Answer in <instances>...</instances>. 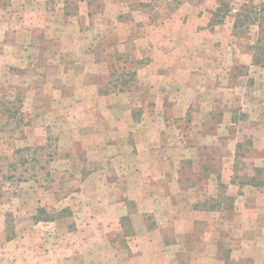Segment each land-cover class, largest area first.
<instances>
[{"label": "rangeland", "instance_id": "1", "mask_svg": "<svg viewBox=\"0 0 264 264\" xmlns=\"http://www.w3.org/2000/svg\"><path fill=\"white\" fill-rule=\"evenodd\" d=\"M33 1L0 0V224L5 238L29 229L18 227V220L55 221L62 233L74 230L76 219L94 218V188L107 181L94 173L111 166L98 157L128 159L126 148L108 150L98 143L122 144L126 136L135 148L132 155L152 152L153 162L139 164L140 169L158 168L155 159L164 155L166 170L177 172L185 191L177 200L170 195L173 203L158 209L172 220L170 226L157 225L154 213L146 212L149 232L158 238L154 244H160L157 255H165L167 264L178 252L181 264H215L217 255L220 264H264L256 257L258 248L264 252V237L256 239L264 228L248 226L244 235L239 221L243 215H264L254 210L264 204L260 191L246 188L247 197L239 199L242 210H235L220 178L234 171V183L255 178L264 185V68L253 65L251 51L258 26L249 23L235 34V17L229 16L192 40L175 32L174 16L193 8L201 17L222 6L235 15L245 7H262L264 0ZM139 61L146 62L145 68H138ZM123 74L129 100L114 96ZM126 108H134L138 123L146 126L134 139L122 129ZM13 112L17 119L8 121ZM112 126L117 129L108 133ZM234 152L238 158L229 161ZM110 176L108 181L123 189L132 185L125 177ZM134 179L135 186H146V199L148 190L161 186L164 201L177 186L159 184L153 173ZM261 191L264 196V186ZM196 202L205 203L202 209L208 212H193L190 204ZM88 205L92 209H84ZM129 206L138 214L133 202ZM239 246L245 250L242 258ZM230 257L233 261H224Z\"/></svg>", "mask_w": 264, "mask_h": 264}, {"label": "crops", "instance_id": "2", "mask_svg": "<svg viewBox=\"0 0 264 264\" xmlns=\"http://www.w3.org/2000/svg\"><path fill=\"white\" fill-rule=\"evenodd\" d=\"M142 1L152 2L155 0ZM32 2L34 1L32 0ZM194 11L195 10L191 8V10H187L186 12L177 11L174 14L175 20L177 22L175 32H180L182 34L187 33L191 35L192 40L193 36L197 38L200 33L204 34L210 32V30L213 31L217 29L227 18H229V16H233V18L236 16V14L234 15V12L231 11L229 15L224 18L223 23L214 25L212 21L217 10H215L210 15L203 14L201 17H199V14L194 13ZM234 22L235 20L232 23L231 32H234ZM200 26H203L204 31L200 32ZM160 27L162 26L160 25ZM164 29H166L165 32L168 31L167 28ZM210 47L212 48V46ZM143 62L144 65H142L140 68H145L146 62ZM145 80L146 79L143 78L142 81ZM130 91L131 90H128L126 93L121 95L114 93V96L118 95V98L116 97L117 99H120V96H124L129 100L132 99L130 98V96H132ZM127 106H129V101L126 103V107ZM163 109L164 107H161L159 109V113ZM127 110V123L122 129H127L128 137H131L129 133H132V137L134 139L137 134L145 133L144 131H146V126L143 125L144 121H141L142 124L138 123V120L134 115V108L132 110ZM212 113V110L208 111L209 115ZM147 127L151 126L148 125ZM160 128L161 130L166 131L165 125L160 126ZM116 129V126H112L108 133H111ZM118 129L120 130V127ZM144 136L147 138L146 134ZM132 144L130 143L129 138L126 136L124 137V142H122V144L111 141L103 143L105 147H102L100 142L98 143L100 148L108 150L115 149V147L118 146L126 148L128 159L124 160L123 156L117 154H107L105 158L103 157L104 155H100L98 157L100 163L105 164L110 162L111 166L108 165L106 168L100 167V170L96 174L94 173L95 178L107 180L106 182H101L99 186L94 188L98 195V201L93 204L94 218L90 217L89 219H76L75 229L72 231L67 230L62 233H59L55 228L57 225L55 221H44L41 219L36 221L31 219L18 220V227L25 225L29 229L26 232L23 230L19 232L18 230L17 233L16 231L14 238L10 240L5 238V228L3 229V226L0 224V264H167L165 255H157L156 251L158 248H160V244H154L157 243L156 240H158V238L157 236L151 235L149 232L146 220V212L151 210L154 213V221H157V225L170 226L172 224V220H165L162 215H160L161 211L158 209H161V205L163 206L166 202L168 203L172 201L171 199H173V195L176 196V200L180 197L183 198L185 191L181 190V188L178 186V175L174 176V174L177 172H172V174H170L166 170L167 162L163 154L162 157L156 156L157 158L155 161H157L158 168L151 167V169H148V166H146L143 169L144 165H142V168L140 169L141 165L139 164L146 163L147 165H150L154 158L152 152L151 154L146 155H132V151H135L134 147L130 149ZM147 144L149 145L150 143ZM121 151L124 150L122 149ZM228 158L230 161L231 158L232 160H235L238 158V156H235L234 152V154ZM174 159L178 160V158ZM180 159L183 158H179V160ZM172 160L173 159H171V161ZM136 171L138 172L136 173ZM152 173L158 178L159 184H177V186H173L174 191L169 189V197L163 195L166 197L164 201L161 199V186H155L151 190H148L150 191L148 194V199L145 198L147 195L146 186L142 187L141 184L135 186L136 183L134 178H147L149 175H152ZM107 175H111L114 178L118 177L119 179L125 177V179L132 183V185H126L127 188L123 189V187H119L117 184L108 181L110 178L107 177ZM235 175L236 173L231 171L227 178L224 175L220 177L222 179L221 183L228 186V196L230 194L234 197L233 209H235V207H239L240 209L242 208L239 199L247 197L248 194L245 192L246 188H252L255 191H260L261 194L260 196L258 194L257 197L262 200L264 199L263 193L261 191L263 190L264 186L263 182L257 187L249 185L247 182L243 181H236V183H234L233 180L234 178L236 179ZM224 180L226 182H224ZM134 187H136L135 191L133 190ZM139 189H141V192ZM229 189L232 191V194L229 193ZM233 191H236V194H233ZM170 195H172V197ZM154 196H158V199H156ZM130 202H133V205H136L138 214L132 213V206H129ZM197 203L198 202H196V204L194 203L195 205L193 203L190 204L193 212L198 214H204L208 212L209 209H202V204L205 203ZM255 207V212H264V204L260 203ZM80 208H83V206H80ZM237 208L235 210H237ZM84 209H92V207L88 205L85 206ZM225 209L226 208L222 206L220 211H225ZM248 210H250V208ZM137 215L139 219H135ZM169 218L172 217L169 216ZM263 218V214L262 216L256 217L255 219L252 217L248 219L247 216L243 215V219L239 221L243 225L242 227L244 229V235L247 233L245 230H247L248 226L258 227V225H261L264 228ZM256 221L258 223L257 225L255 224ZM126 227L130 228L129 232L131 233L127 232L128 228ZM262 227L259 229L261 230ZM263 237L264 235H262V237L257 236L256 239L259 238L260 240ZM119 240H123L125 246L121 245ZM215 243L218 244V240L212 245V249L217 253L219 246L215 245ZM241 245H244L243 241H241ZM260 249L258 248L256 250V257L259 260L264 259V252ZM244 251L245 250L241 249V246H239L240 258L243 257ZM178 254L179 252L170 258V264H181L178 259ZM176 259L177 263L174 261ZM206 259L209 260V256H207ZM233 259L234 257L224 258V261H233ZM213 261L215 264H220L219 256L217 255V258L215 257Z\"/></svg>", "mask_w": 264, "mask_h": 264}, {"label": "trees", "instance_id": "3", "mask_svg": "<svg viewBox=\"0 0 264 264\" xmlns=\"http://www.w3.org/2000/svg\"><path fill=\"white\" fill-rule=\"evenodd\" d=\"M223 8L225 11H223ZM229 9L228 7L218 8L217 11L214 14V19L212 23L219 24L223 23L224 18L229 15ZM257 25L258 26V32H257V38L255 41V44L251 47L252 51V63L254 66L264 68V5L262 7L257 6H250L245 7L244 10L235 16V22H234V33L239 34L246 25ZM138 68H140L143 65V61H139ZM130 76V73L128 74ZM127 74H123L121 76L122 79H118V81L115 84L114 92L115 93H124L130 88L127 86L129 84V80L127 79ZM131 77V76H130ZM123 82V84H121ZM17 112H13L10 114V118L8 121L17 119ZM240 144L237 146V149H240ZM255 178H250V180L247 182V184L252 186H259L262 182L255 183ZM39 220V219H38Z\"/></svg>", "mask_w": 264, "mask_h": 264}]
</instances>
